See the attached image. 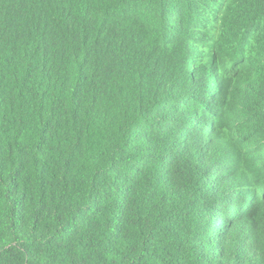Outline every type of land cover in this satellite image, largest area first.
Listing matches in <instances>:
<instances>
[{
    "label": "trees",
    "instance_id": "obj_1",
    "mask_svg": "<svg viewBox=\"0 0 264 264\" xmlns=\"http://www.w3.org/2000/svg\"><path fill=\"white\" fill-rule=\"evenodd\" d=\"M0 264H264V0H0Z\"/></svg>",
    "mask_w": 264,
    "mask_h": 264
}]
</instances>
